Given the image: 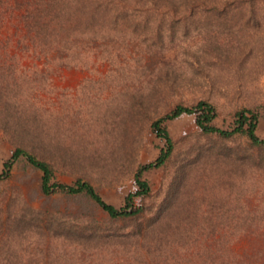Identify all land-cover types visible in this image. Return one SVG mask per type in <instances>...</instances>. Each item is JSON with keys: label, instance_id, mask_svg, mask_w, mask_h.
Here are the masks:
<instances>
[{"label": "rangeland", "instance_id": "1", "mask_svg": "<svg viewBox=\"0 0 264 264\" xmlns=\"http://www.w3.org/2000/svg\"><path fill=\"white\" fill-rule=\"evenodd\" d=\"M25 1L0 0V86L6 88L0 92L10 100L5 105L0 99V172L12 150L22 145L52 164L53 181L72 183L80 176L105 201L121 206L124 195L135 188L134 167L152 160L163 144L150 129L149 119L176 102L214 97L219 106L214 123L220 127H228L234 107L244 105L256 112V132L264 135V34L254 39L253 23L238 20L220 32L222 41L225 35L231 38L223 44L229 51L226 61L204 55L203 59L197 52L195 62L190 61V49L198 40L191 31L178 29L179 38L163 43L162 50L153 44L148 50L118 25L112 30L103 27L95 37H77L76 46L69 45V55L61 50L59 57L55 47L48 48L28 34L22 17ZM261 4L255 2L254 8ZM166 34L163 30V39ZM240 45L251 48L242 61ZM166 125L173 151L164 165L144 170L149 195L135 197V203L161 204L166 192H191L192 203L194 196L211 199L214 210L221 207V212L232 215L228 208L232 196H223L224 192H264V174L256 175L260 169L238 167L224 155L229 149L221 139L199 131L192 114L170 119ZM6 170V177L0 178V216L25 214L24 234L14 240L11 233L10 251L31 252L50 264H106L108 250L118 247L115 244L95 239L91 247L76 248L72 239L61 240L60 233L43 236L40 227L53 221L61 228L66 220L81 231L90 218L111 228L125 221L108 219L82 195L41 192L39 171L21 157ZM185 200L182 209L192 227L228 223L223 217L195 218Z\"/></svg>", "mask_w": 264, "mask_h": 264}, {"label": "trees", "instance_id": "2", "mask_svg": "<svg viewBox=\"0 0 264 264\" xmlns=\"http://www.w3.org/2000/svg\"><path fill=\"white\" fill-rule=\"evenodd\" d=\"M257 1L262 3L258 9L254 8ZM263 2L264 0H26L22 17L28 34L31 32L33 38L48 48L55 47L59 57L61 50L69 55V45L76 46L78 38L87 35L95 37L103 27L112 30L118 25L137 38L141 45L147 46L148 50L152 44L162 50L164 44L179 38L178 29L182 32L191 31L198 40L196 48L194 46L190 49V61H194L196 52L212 61H226L225 55L229 51L224 49L223 44H228L231 38L225 35V41H222L220 32L224 29L228 31V25H234L240 20L244 24L253 23L250 28L254 29V39L264 34V26H261L264 22ZM256 15L262 19L261 22L256 19ZM163 30L167 31L164 39ZM240 46L243 48L242 61L248 57L251 48ZM3 89H6L5 86H0V91ZM0 99H3L5 105L10 103L2 92ZM218 109L216 99L206 95L189 103L176 102L152 116L148 122L149 127L163 139V144L152 160L134 167L132 180L135 188L124 195L121 206L105 201L91 182L80 176H76L72 183L53 181L52 164L31 148L22 145H17L4 161L0 178L6 177V169L11 162L21 157L39 171L38 187L41 192L47 194L58 190L82 195L105 212L108 219L125 221L119 227L111 228L109 224L99 225L90 218L85 220L84 223H88V226H84L81 231H76V226L66 220L61 222V228L57 227L59 222L53 225V221L43 223L40 227L39 233L42 232L43 236L57 237L60 233L61 240L72 239L76 248L91 247V241L95 239L98 241L96 243L104 239L115 244L118 247L108 250L106 264H264V192H224L223 196H232L228 200L232 215L221 212V207L214 210L211 199L194 196L196 201L192 203L188 200L191 192H166L161 204L146 206L142 201H134L135 197L143 199L149 195L144 170L164 165L169 160L174 140L166 123L182 114H192L194 123L204 136L213 135L221 139V145L229 149L224 155L232 157L238 167L260 169L256 175L263 176L264 135L256 132V112L238 105L233 109V119L229 126L220 127L214 123V118L219 115ZM228 141H235L237 144L232 147L225 144ZM219 152L216 154L223 157ZM240 183L242 184V180ZM184 199L192 205L195 218L197 215L202 218L223 217L228 223L220 227H217L219 222H210L209 226L198 223L192 227L186 221V211L182 209L185 206ZM203 202L206 203L204 209ZM24 216L22 212L14 213L12 217L0 216V264H50L52 261L46 263L45 260L34 258L29 255L31 252L23 253L24 250H21L19 253L8 249L13 239L11 237L15 236V240L24 234ZM234 219L238 220L229 222ZM242 239H245L243 244Z\"/></svg>", "mask_w": 264, "mask_h": 264}]
</instances>
